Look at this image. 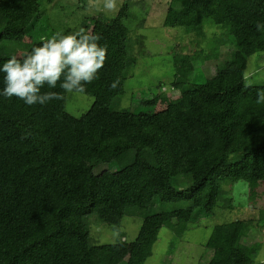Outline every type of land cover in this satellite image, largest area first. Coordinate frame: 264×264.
Here are the masks:
<instances>
[{
  "label": "trees",
  "instance_id": "16d2710c",
  "mask_svg": "<svg viewBox=\"0 0 264 264\" xmlns=\"http://www.w3.org/2000/svg\"><path fill=\"white\" fill-rule=\"evenodd\" d=\"M44 8L42 0H0V41L30 37L26 53L40 46L41 35H53ZM125 18L126 4L113 19L82 25L107 46L100 78L87 85L85 94L95 99L87 113L68 114L59 86L41 90L63 94L46 106L0 95V264H110L113 246L95 243L85 227L119 231L134 215L143 219L124 264H144L163 228L181 238L188 224L212 218L226 202L224 187L247 185L255 195L263 188L264 103L256 97L264 84H248L246 72L250 57L264 54V31L255 27L264 23V0H170L166 28L200 37L204 27H217L223 36L206 44L210 76L199 74L196 82L200 53H190L185 73L175 74L168 89L153 90L137 113L99 107L124 94ZM13 56L0 53V67ZM4 87L0 72V92ZM211 230L206 239H191L203 249L197 264H254L259 242L243 240L255 238L257 228L234 221Z\"/></svg>",
  "mask_w": 264,
  "mask_h": 264
},
{
  "label": "rangeland",
  "instance_id": "374dc122",
  "mask_svg": "<svg viewBox=\"0 0 264 264\" xmlns=\"http://www.w3.org/2000/svg\"><path fill=\"white\" fill-rule=\"evenodd\" d=\"M170 0H117V7L113 11L104 8L105 0H42L44 9L48 11V24L52 34H74L93 22L92 19H113L124 4L127 6V18L123 24L128 31L127 49L129 58L128 78L124 83V94L118 104L99 106L105 111H121L137 113L143 111L145 99L151 96L153 90L169 88L175 74L185 73L182 65L184 57L192 53H200L195 61L199 68L194 70L195 80L198 75L210 76V67L205 68V56L209 55L207 43L213 38L223 36V30L217 27H204L200 37L190 34L184 28H166L164 21ZM1 19V18H0ZM2 20V19H1ZM4 23V21H1ZM221 34V35H220ZM43 38L44 36L41 35ZM203 43H199L200 39ZM2 55H15L22 57L30 48L32 41L25 36L19 41H0ZM191 53V54H190ZM220 60L226 57L225 46L222 45L218 52ZM264 55V54H263ZM256 54L250 57L247 67L248 84H264V57ZM207 59V58H206ZM210 72V73H209ZM95 107V99L86 94L67 93L64 110L74 117H79ZM124 163L132 162L131 156L122 155ZM246 186V188L244 187ZM237 185L233 188L224 187L225 201L217 203L215 214L212 218H204L195 222L185 230L184 237H175L174 232L165 227L161 230L154 255L144 264H197V259L203 249L194 248L197 240L193 237L202 234L204 239L210 236L212 228L216 225H225L230 222H240L245 226H253L258 230L253 238L251 234L243 243L251 246L256 240L259 242L254 258V264H264V186L255 192H250L247 185ZM254 197L252 200L250 198ZM124 218V217H123ZM122 218V219H123ZM168 218L169 227L176 220ZM143 217L141 215L129 216L121 222L119 231L102 224L89 223L85 230L90 234V239L96 243L113 246L112 262L110 264H124L128 257L129 249L134 244ZM121 233V235H119ZM255 239V240H254ZM183 242L188 244L182 247Z\"/></svg>",
  "mask_w": 264,
  "mask_h": 264
},
{
  "label": "clouds",
  "instance_id": "9594fccd",
  "mask_svg": "<svg viewBox=\"0 0 264 264\" xmlns=\"http://www.w3.org/2000/svg\"><path fill=\"white\" fill-rule=\"evenodd\" d=\"M116 7L117 0H105V9L113 11ZM255 27L264 31V23L257 22ZM101 39L83 28L74 34L54 33L42 38L40 46L33 47L23 58L13 56L0 67L5 84L0 95L18 98L31 107L63 99L62 93L42 92L45 85L49 89L59 86L64 93L85 94L87 85L100 78L106 62L107 46L99 43ZM118 85L117 79L110 88ZM256 103H264V91L257 92Z\"/></svg>",
  "mask_w": 264,
  "mask_h": 264
}]
</instances>
